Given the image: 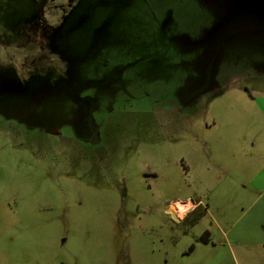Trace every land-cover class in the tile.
I'll use <instances>...</instances> for the list:
<instances>
[{"label":"rangeland","instance_id":"obj_1","mask_svg":"<svg viewBox=\"0 0 264 264\" xmlns=\"http://www.w3.org/2000/svg\"><path fill=\"white\" fill-rule=\"evenodd\" d=\"M0 264H264V0H0Z\"/></svg>","mask_w":264,"mask_h":264},{"label":"clouds","instance_id":"obj_2","mask_svg":"<svg viewBox=\"0 0 264 264\" xmlns=\"http://www.w3.org/2000/svg\"><path fill=\"white\" fill-rule=\"evenodd\" d=\"M53 61H56L57 64L56 66L58 67V69L60 70V74H63L66 72L67 70V64L65 61L61 60L59 55L58 54H51V57H50ZM54 80H50V83H53Z\"/></svg>","mask_w":264,"mask_h":264},{"label":"crops","instance_id":"obj_3","mask_svg":"<svg viewBox=\"0 0 264 264\" xmlns=\"http://www.w3.org/2000/svg\"><path fill=\"white\" fill-rule=\"evenodd\" d=\"M177 202H182V203H185V202H189L188 200L187 201H179V200H176V201H174L172 204L175 206V204H177ZM189 203H191V202H189ZM191 205L193 206V204L191 203ZM176 207V206H175ZM192 207L190 206V207H188V209L182 214V215H178L177 217H183V215L186 213V212H188L190 209H191ZM178 210V209H177Z\"/></svg>","mask_w":264,"mask_h":264},{"label":"water","instance_id":"obj_4","mask_svg":"<svg viewBox=\"0 0 264 264\" xmlns=\"http://www.w3.org/2000/svg\"><path fill=\"white\" fill-rule=\"evenodd\" d=\"M168 213H171V215L174 217V218H177L175 212H174V206L173 205H170L169 208L166 210Z\"/></svg>","mask_w":264,"mask_h":264},{"label":"bare ground","instance_id":"obj_5","mask_svg":"<svg viewBox=\"0 0 264 264\" xmlns=\"http://www.w3.org/2000/svg\"><path fill=\"white\" fill-rule=\"evenodd\" d=\"M190 206H191V203H187V202H186V203H185V206L182 207V208H184L182 212L184 213V212L188 209V207H190ZM185 207H186V208H185ZM175 208H176V207H175ZM182 208H180V209H182ZM176 209H178V208H176ZM176 209H175V210H176ZM180 209H179V210H180ZM177 212H178L179 215H182V214H183V213H181V212H179V211H177Z\"/></svg>","mask_w":264,"mask_h":264},{"label":"built area","instance_id":"obj_6","mask_svg":"<svg viewBox=\"0 0 264 264\" xmlns=\"http://www.w3.org/2000/svg\"><path fill=\"white\" fill-rule=\"evenodd\" d=\"M176 213L178 214L177 210H176Z\"/></svg>","mask_w":264,"mask_h":264},{"label":"trees","instance_id":"obj_7","mask_svg":"<svg viewBox=\"0 0 264 264\" xmlns=\"http://www.w3.org/2000/svg\"><path fill=\"white\" fill-rule=\"evenodd\" d=\"M206 240V239H205Z\"/></svg>","mask_w":264,"mask_h":264}]
</instances>
